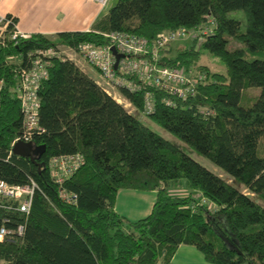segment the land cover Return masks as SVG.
<instances>
[{"label": "trees", "instance_id": "trees-1", "mask_svg": "<svg viewBox=\"0 0 264 264\" xmlns=\"http://www.w3.org/2000/svg\"><path fill=\"white\" fill-rule=\"evenodd\" d=\"M207 14L215 26L197 49L191 40L171 54V43L160 59L203 70L207 80L194 96L171 97L170 106L163 101L167 95L154 90L155 108L146 117L231 183L141 121L146 88L121 91L135 107L129 113L74 61L57 57L38 90L44 131L32 143L44 145L36 159L43 164L9 154L22 129L16 71L28 66L29 53L56 44L105 43L104 34L115 30L152 39L197 27ZM203 51L219 59L225 73L199 65ZM0 79V180L22 184L31 177L38 187L28 215L0 211L11 217L9 226L24 223L21 237L0 242L4 264H170L181 244L194 246L211 264H264V205L256 199L264 203V0H116L88 31L7 37L0 45ZM256 88L254 96L245 95ZM66 153L83 156L62 185L77 195L73 205L59 199L47 167L50 157ZM178 184L186 193L171 194ZM123 189L155 191L150 212L135 220L117 213Z\"/></svg>", "mask_w": 264, "mask_h": 264}, {"label": "built area", "instance_id": "built-area-1", "mask_svg": "<svg viewBox=\"0 0 264 264\" xmlns=\"http://www.w3.org/2000/svg\"><path fill=\"white\" fill-rule=\"evenodd\" d=\"M92 1L100 7H105L108 3V0ZM9 25L12 26L11 29H8ZM214 26L215 21L207 14L204 22L197 27L189 30L181 27L162 31L152 39L128 31L115 30L104 34L105 43L83 41L75 47L61 44L64 46L62 50L55 45L29 53L28 66L18 68L16 71L14 89L20 100L22 129L11 141L9 154L12 153L15 142H32L35 134L44 131L38 121L40 104L38 90L48 77L51 58L75 62L74 57L77 56V59L87 62L98 72L97 84L129 113H134L135 107L121 91L136 92L142 87L146 88L142 97L141 115L148 116L155 108L154 90L166 94L167 97L163 101L170 106L173 105L171 97L186 99L194 96L198 85L207 80V73L203 70L162 65L161 51L182 38L195 40L197 49L204 38L213 33ZM29 35L17 30L11 18L0 15V45L5 44L7 37L16 41L18 38H28ZM112 47L122 57L116 60ZM2 88L3 80L0 79V93ZM82 163L83 156L80 153L54 155L47 162L49 176L58 186V197L66 204H75L77 195L63 188V182ZM37 189V184L31 177L22 184H10L0 180V211H16L28 215ZM11 220L10 216L0 214V242L23 235L24 223L17 221L13 226H9Z\"/></svg>", "mask_w": 264, "mask_h": 264}, {"label": "crops", "instance_id": "crops-1", "mask_svg": "<svg viewBox=\"0 0 264 264\" xmlns=\"http://www.w3.org/2000/svg\"><path fill=\"white\" fill-rule=\"evenodd\" d=\"M108 8V5L100 7L92 0H0V15L16 17L17 30L48 36L63 31H88ZM78 61L75 64L97 83L99 75L95 68L82 59ZM150 192L151 196L143 191L120 190L115 199V211L130 220L146 216L155 200V191ZM182 247L183 244L179 246Z\"/></svg>", "mask_w": 264, "mask_h": 264}, {"label": "rangeland", "instance_id": "rangeland-1", "mask_svg": "<svg viewBox=\"0 0 264 264\" xmlns=\"http://www.w3.org/2000/svg\"><path fill=\"white\" fill-rule=\"evenodd\" d=\"M115 2H116V0H108V4L107 5L109 7H111ZM190 41H191V39L182 38V39H179V40L173 42L172 46H171L172 47L171 54L176 53L178 51V49H180L181 46H188L190 44ZM231 45L232 46H236V45H239V44H237V42H232ZM56 46H59L58 48L60 50L64 49V46L61 45V44H56ZM74 59H75L76 62H79L78 61L79 59H77V56H75ZM197 62H198L199 65L206 66L209 69V71H217V72L225 73L224 64H222V62L219 59H217L216 57H214L213 55H211L208 52L203 51L201 53V55H200V57H199ZM89 73L92 76H94L92 71H89ZM256 91L258 92L259 89L258 88H256L255 90L254 89H249V90H247L245 92L246 93L245 95L254 96L256 94ZM139 118L150 129H152L153 131L157 132L159 135H161L164 138H166L169 141H171L179 149H181L182 151H184L185 153H187L188 155L193 157L195 160H197L200 164L205 166L207 169H209L210 171H212V172L220 175L221 177L225 178L229 183L232 182V180L229 179V177L223 171H221L217 166H215L207 158L199 155L196 151H194L193 149L189 148L187 145H185L183 142H181L177 138L173 137L170 133H168L163 128H161L160 126H158L157 124L152 122L148 117H146L144 115H141ZM183 182L184 181H181V183H183ZM169 192L171 194H184L185 193V187H184L183 184H178L175 187L169 188ZM243 192H245L246 194H250L246 190H243ZM148 193L150 195L151 192H148ZM256 199L261 204L264 205V203L260 199H258V198H256ZM183 245H184V247H182V248L178 247V249L176 250L175 254L173 255V257H172V259L170 261L171 264H205V263L209 264V262H205L202 254L194 246L188 245L187 247H190V249H192V250H189V248L185 247L186 244H183ZM0 264H4V262L0 260Z\"/></svg>", "mask_w": 264, "mask_h": 264}, {"label": "water", "instance_id": "water-1", "mask_svg": "<svg viewBox=\"0 0 264 264\" xmlns=\"http://www.w3.org/2000/svg\"><path fill=\"white\" fill-rule=\"evenodd\" d=\"M113 54L116 57V60L119 57H122V55L117 54L114 47H112ZM114 67H116V62L114 64ZM44 149V145H33L32 142H23V141H17L12 146V153L21 157H27L32 161H35L37 166L40 167L43 163L37 162V158L40 157Z\"/></svg>", "mask_w": 264, "mask_h": 264}]
</instances>
